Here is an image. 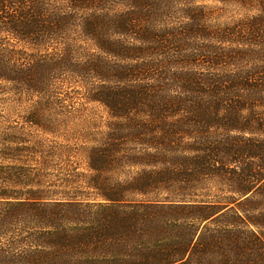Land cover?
I'll return each mask as SVG.
<instances>
[{
    "label": "trees",
    "instance_id": "trees-1",
    "mask_svg": "<svg viewBox=\"0 0 264 264\" xmlns=\"http://www.w3.org/2000/svg\"><path fill=\"white\" fill-rule=\"evenodd\" d=\"M0 111V264H264V0H0Z\"/></svg>",
    "mask_w": 264,
    "mask_h": 264
},
{
    "label": "rangeland",
    "instance_id": "rangeland-1",
    "mask_svg": "<svg viewBox=\"0 0 264 264\" xmlns=\"http://www.w3.org/2000/svg\"><path fill=\"white\" fill-rule=\"evenodd\" d=\"M92 108L89 107V111H86L84 115H76L77 117L74 119H70L65 121V126H63V130H67L69 133H84L85 129L88 128V122L91 119L92 113H91ZM2 111H0V114ZM80 117V118H79Z\"/></svg>",
    "mask_w": 264,
    "mask_h": 264
}]
</instances>
